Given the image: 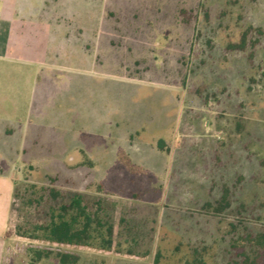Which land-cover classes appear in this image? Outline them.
<instances>
[{"label":"rangeland","instance_id":"1","mask_svg":"<svg viewBox=\"0 0 264 264\" xmlns=\"http://www.w3.org/2000/svg\"><path fill=\"white\" fill-rule=\"evenodd\" d=\"M135 9L150 19L156 33L154 50L143 54L140 49L138 58L149 62L141 61L135 70V37L109 40L117 46L114 53L123 69H108V74L170 86L174 104L178 100L181 107L182 124L165 143V155L137 166L92 168L86 152L72 156L66 134H60L58 142L44 135L35 173L22 167L33 151L20 147L14 183L18 196L11 208L14 224L30 230L46 221L49 206H59L76 193L88 204L100 200L101 217L116 227L112 240L119 247L109 254L96 248L79 251L14 238L9 229L3 234L7 239L0 241V264H30L36 251L48 256L35 264H59L57 253L78 256L76 264H197L195 257L204 264L222 263L224 233L234 216L225 213L216 223L200 208L209 197L216 164L214 190L221 178L232 183L241 175V199L248 210L242 219L264 234V0H108L109 28L135 31ZM113 59L109 54V62ZM38 73L28 71L29 80H38ZM46 85L45 98L70 89ZM80 140L71 145L82 148L83 137ZM100 171L108 182L94 183ZM35 177L46 182H34ZM49 177L56 178L52 187L60 193L54 203L39 197Z\"/></svg>","mask_w":264,"mask_h":264},{"label":"crops","instance_id":"2","mask_svg":"<svg viewBox=\"0 0 264 264\" xmlns=\"http://www.w3.org/2000/svg\"><path fill=\"white\" fill-rule=\"evenodd\" d=\"M107 7L108 0H0V241L7 239L3 234L20 172V147L33 151L22 167L35 170L43 136L51 134L58 142L64 133L72 156L86 152L90 167L116 163L124 168L165 155V143L181 127V107L178 100L174 104L170 86L108 74V69H123L114 53L117 46L109 40L135 37L136 70L141 61L149 62L137 54L141 48L143 54L153 52L156 33L147 14L136 9L135 31L110 29ZM28 71L39 72L38 80L30 81ZM46 84L52 90L70 89L45 98ZM80 137L83 147L72 146ZM100 173L94 183L108 182Z\"/></svg>","mask_w":264,"mask_h":264},{"label":"trees","instance_id":"3","mask_svg":"<svg viewBox=\"0 0 264 264\" xmlns=\"http://www.w3.org/2000/svg\"><path fill=\"white\" fill-rule=\"evenodd\" d=\"M213 167L215 169L212 171L214 179L216 172H219V167L217 164ZM237 175L232 183L224 180V177L221 178L223 180H221L218 190H214L215 182L212 179L207 189L209 197L200 204L201 212L215 220L216 223L225 218V213L234 216L232 220L235 222H229L224 233L226 237L224 239L225 245L222 248L224 261L214 264H264V258H260L264 255L259 256L264 252V234L256 233L242 219L247 215L248 210L242 202L240 193L243 187V177ZM55 181L56 178H48L47 187L40 190V199L54 203L60 197V193L52 187ZM17 196V193L13 191L12 206L15 204V197ZM102 211L103 207L100 200L88 204L81 194L76 193L67 202L59 206H49L44 215L46 221L37 222L30 230L15 225L13 212H10L8 230L10 229L11 235L18 239L40 241L55 247L79 251L96 248L109 254L112 248L119 247V244L115 245L112 240L117 229L107 220H103ZM119 221L122 222L123 219L120 218ZM95 240L99 241L98 246L93 244ZM129 253L130 250H127L126 254ZM118 254L119 251L116 250L115 255ZM194 254L196 256V250ZM47 256L48 252L36 251L30 264H35ZM55 258L59 264H76L78 262V256L67 253H57ZM195 261L197 264H204L199 257H195Z\"/></svg>","mask_w":264,"mask_h":264}]
</instances>
